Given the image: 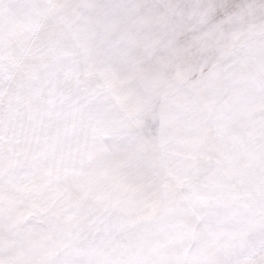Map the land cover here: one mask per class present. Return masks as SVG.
<instances>
[{
	"label": "snow or ice",
	"instance_id": "1",
	"mask_svg": "<svg viewBox=\"0 0 264 264\" xmlns=\"http://www.w3.org/2000/svg\"><path fill=\"white\" fill-rule=\"evenodd\" d=\"M0 264H264V0H0Z\"/></svg>",
	"mask_w": 264,
	"mask_h": 264
}]
</instances>
